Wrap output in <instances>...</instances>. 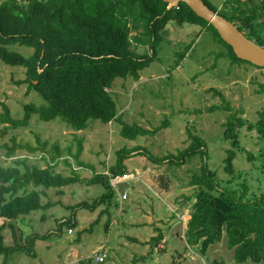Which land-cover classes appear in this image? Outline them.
I'll use <instances>...</instances> for the list:
<instances>
[{
    "label": "rangeland",
    "instance_id": "rangeland-1",
    "mask_svg": "<svg viewBox=\"0 0 264 264\" xmlns=\"http://www.w3.org/2000/svg\"><path fill=\"white\" fill-rule=\"evenodd\" d=\"M209 1L219 13L228 16L242 15V9L247 13L251 9L257 12L256 35L264 42V0ZM163 37L155 60L140 72V79L117 78L111 91L123 121L148 129L168 121L166 127L155 135L128 140L120 135L121 126L116 121L93 120L85 129L74 131L60 118L45 122L33 115L25 127L0 123V164L14 166L16 158L26 157L28 164L44 168L42 152L32 154L27 149H17L14 157L7 158L2 145L11 144L13 137L18 143L33 147H40L38 140L48 141L50 152L54 145L62 150L56 172L70 175L74 170L81 178H91L94 173H108V167L116 161V152L124 146L142 145L158 156L176 153L190 143V130L205 139L209 166L222 180H228L223 160L231 143L224 137L225 123L229 114H236L248 123L258 121L259 113L264 111V68L246 62L233 63L227 56L219 57L225 48L210 31L200 26L171 24ZM132 48L139 54L149 51L143 45ZM16 49L26 55L32 52L27 47ZM22 78L23 68L0 61V100L8 105L11 116L16 119L23 117L24 104H45L36 91L27 92V84H15ZM214 105L222 108L210 111ZM238 135L237 178L232 185L245 180L248 194L260 195L264 193V139L247 126L239 128ZM80 141L83 149L79 159L89 167L77 166L71 156L77 152ZM248 152L253 159H249ZM125 163L128 174L112 180L116 190L114 198L93 211L73 210L70 206L81 201L91 203L101 196L104 188L100 184L37 188L44 191L42 203L51 206L13 221L15 234L21 242L33 233L49 237L36 242V258L16 252L7 264H126L138 257L143 260L136 264H237L225 238L210 246L205 256L199 247L187 245L185 233L197 190L190 185V180L200 171L199 156L180 167L156 165L144 156L131 157ZM123 194L127 195L126 199L122 198ZM71 217L75 226L67 222ZM4 234L7 243H12V232L5 229ZM102 248L107 251L104 263L88 259ZM2 263L3 256H0Z\"/></svg>",
    "mask_w": 264,
    "mask_h": 264
},
{
    "label": "trees",
    "instance_id": "trees-1",
    "mask_svg": "<svg viewBox=\"0 0 264 264\" xmlns=\"http://www.w3.org/2000/svg\"><path fill=\"white\" fill-rule=\"evenodd\" d=\"M203 1L212 10L218 11L209 0ZM240 14L221 15L264 46L254 26L257 12L251 9L247 13L242 9ZM171 24L200 26L210 31L216 42L225 48L226 51H221L219 57L227 56L233 63L251 64L239 59L218 31L183 2L168 9L163 0H0V61L23 68L24 78L16 80L15 84H27V92L36 91L45 101L43 105L24 104L23 117L16 119L11 116L8 105L0 100L3 110L0 112V123L25 127L32 116L37 115L45 122L60 118L72 130L80 131L93 120L101 123L116 121L121 126L120 135L128 140L155 135L168 125V121L153 129L123 121L111 89L117 78L139 80L140 72L155 60ZM133 45L148 46L149 51L139 54L132 48ZM16 47H27L32 52L26 55ZM221 108L214 105L209 110ZM245 126L248 130H256L264 139V111L259 113L258 121L249 123L236 114H229L224 137L230 141L231 147L226 149L223 170L230 178L225 181L208 164L205 139L190 130V143L176 153L158 156L142 145L124 146L116 152V161L108 167V173H94L91 178H81L74 170L70 175L56 172L55 167L62 157L59 145L51 147L50 152L48 141L41 143L38 140L40 147H33L18 143L13 137L11 144L2 145L7 158L14 157L17 149H27L32 154L42 152L46 166L30 165L26 157L16 158L14 166L0 164L2 264H7L8 258L16 252L36 258V242L49 237L33 233L26 235L21 242L15 234L13 221L51 206L50 203H42L44 191L37 188H61L75 183L100 184L104 188L101 196L91 203L81 201L70 206L73 210L85 208L93 211L114 198L116 190L111 180L128 174L125 162L135 156H144L156 165L176 167L199 156L202 160L200 171L190 180V185L197 190L185 233L187 245L199 247V252L205 256L210 246L225 238L237 264L264 263V193L249 195L245 180L232 185L237 178L238 129ZM82 149L80 141L75 154L70 152V148L67 151L72 154L77 166L89 167L79 159ZM248 154L249 159L254 158L250 152ZM63 162L67 163V160L63 159ZM67 222L75 226L73 217ZM5 229L12 232L13 242L10 244L6 241ZM140 260L143 257L134 258L126 264H136Z\"/></svg>",
    "mask_w": 264,
    "mask_h": 264
},
{
    "label": "water",
    "instance_id": "water-1",
    "mask_svg": "<svg viewBox=\"0 0 264 264\" xmlns=\"http://www.w3.org/2000/svg\"><path fill=\"white\" fill-rule=\"evenodd\" d=\"M167 8L178 7L181 2L186 3L197 16L211 24L219 33L224 42L230 45L234 54L241 60L264 68V46L258 44L255 39L249 38L233 22L212 10L203 0H163Z\"/></svg>",
    "mask_w": 264,
    "mask_h": 264
},
{
    "label": "built area",
    "instance_id": "built-area-1",
    "mask_svg": "<svg viewBox=\"0 0 264 264\" xmlns=\"http://www.w3.org/2000/svg\"><path fill=\"white\" fill-rule=\"evenodd\" d=\"M120 177V176H119ZM116 178H118V177H116ZM116 178H114V179H116ZM114 179H112V180H114ZM112 180H111V183H112V185H113V187L115 188V185H114V183L112 182ZM122 198L123 199H126L127 198V195L126 194H123L122 195ZM88 259H92L94 262H96V263H104L105 262V259H106V252L104 251V249L102 248V249H99V250H96V251H94L90 256H89V258Z\"/></svg>",
    "mask_w": 264,
    "mask_h": 264
},
{
    "label": "crops",
    "instance_id": "crops-1",
    "mask_svg": "<svg viewBox=\"0 0 264 264\" xmlns=\"http://www.w3.org/2000/svg\"><path fill=\"white\" fill-rule=\"evenodd\" d=\"M141 75V74H140ZM142 76V75H141ZM140 79V78H139ZM30 215V214H29ZM28 216V215H27ZM25 218H26V216H25ZM107 248V247H106ZM107 250V249H106ZM104 251H105V249H104ZM106 252V257H107V251H105Z\"/></svg>",
    "mask_w": 264,
    "mask_h": 264
}]
</instances>
